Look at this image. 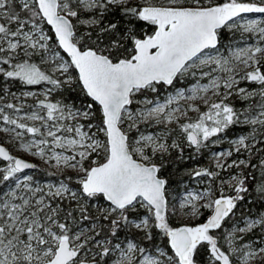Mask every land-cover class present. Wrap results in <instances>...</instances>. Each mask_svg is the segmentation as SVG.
<instances>
[{
  "label": "snow or ice",
  "instance_id": "obj_1",
  "mask_svg": "<svg viewBox=\"0 0 264 264\" xmlns=\"http://www.w3.org/2000/svg\"><path fill=\"white\" fill-rule=\"evenodd\" d=\"M0 264H264V0H0Z\"/></svg>",
  "mask_w": 264,
  "mask_h": 264
},
{
  "label": "rangeland",
  "instance_id": "obj_2",
  "mask_svg": "<svg viewBox=\"0 0 264 264\" xmlns=\"http://www.w3.org/2000/svg\"><path fill=\"white\" fill-rule=\"evenodd\" d=\"M228 147L227 143H223L220 145V148L226 149ZM216 149H213V151H215ZM15 154L19 155V152H16ZM26 160H31L32 158L30 156H25L24 157ZM32 162L37 163V164H41V162L39 160H33ZM210 161L208 159L207 154L205 155L204 159H203V164L201 166H209ZM41 167H44V165L41 164ZM39 174V173H38ZM189 187H197L196 181L195 180H191L190 183L188 184ZM199 187H203V185H199ZM183 190V189H182ZM185 219H187L185 217Z\"/></svg>",
  "mask_w": 264,
  "mask_h": 264
},
{
  "label": "trees",
  "instance_id": "obj_3",
  "mask_svg": "<svg viewBox=\"0 0 264 264\" xmlns=\"http://www.w3.org/2000/svg\"><path fill=\"white\" fill-rule=\"evenodd\" d=\"M204 159V158H203ZM203 159H199V160H197V161H189L188 162V164H185V165H183L182 167H184V168H187V167H193V166H195L196 164H199V165H202L203 164ZM176 179H177V181H179V177H176ZM183 180H184V182L186 183V184H189L190 183V179L188 178V177H183ZM183 184H181L180 185V190L182 191V189H183Z\"/></svg>",
  "mask_w": 264,
  "mask_h": 264
}]
</instances>
